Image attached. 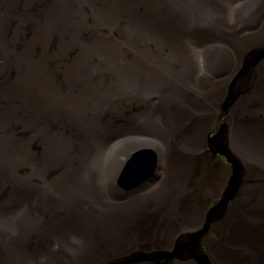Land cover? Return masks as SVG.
I'll list each match as a JSON object with an SVG mask.
<instances>
[{
  "label": "bare ground",
  "instance_id": "obj_1",
  "mask_svg": "<svg viewBox=\"0 0 264 264\" xmlns=\"http://www.w3.org/2000/svg\"><path fill=\"white\" fill-rule=\"evenodd\" d=\"M36 1L0 0V55L7 46L10 50L21 48L14 45L15 39H6L7 34L32 37L35 30L30 33L26 27L28 15L40 13L30 10ZM109 1L113 5L103 11L101 4L109 5ZM253 3L55 0L38 23L37 29H41L33 37L37 43L23 47L20 55L0 56V69L6 75L15 74L6 79L0 76V102L11 108L14 117V122L4 124L20 129L32 124L30 118L35 119L40 140L20 144L12 136L0 141V182L28 163L34 166L28 179L44 184L43 193L32 194L37 205L26 209L20 205L18 216L13 215L16 207L10 201L4 202L9 209L0 210V245L11 257L9 264L26 263L30 243L48 247L44 239L50 227L65 224L63 217H58L61 204L66 209L80 204L91 185L97 184L103 196L117 189L127 194L136 190H126V183L119 185L122 175H135L136 166L142 173L151 168L155 171L134 191L140 195L124 206L125 212L111 211L110 217L90 212V223L99 231L96 244L113 248L103 261L110 263V258L137 250L138 243L137 251L144 260L140 264H264V125L256 117L250 120L254 110L264 115V46L249 51L246 47L242 54L254 58L239 57V63L244 60L245 64L238 70L229 67L243 47L237 54L226 49L232 41L234 15L248 14ZM84 8H90V17L77 12ZM257 16L261 19L264 13ZM218 22L229 28L222 41L211 36V45L202 44L196 37L198 26L212 30ZM135 25L136 33L130 30ZM252 27L253 23L248 26ZM145 32L149 36L145 37ZM56 35L61 45L52 53L50 44ZM248 35L246 31L242 37ZM37 44L42 51L36 50ZM55 61L64 63L63 72H51ZM148 83L154 84L153 92L164 93L165 101L161 99L156 107L163 112L157 121L160 125L147 131L137 116L128 122L133 121V136L138 133L134 138L123 124L129 125L124 121L137 104L148 109L153 106L144 101L151 94L145 89ZM194 84L197 89L190 94ZM200 104L205 107L191 109ZM19 112L26 114L27 122L17 120ZM148 119H154L150 112L146 122ZM5 130L2 126L0 137L6 139ZM11 142H16V149ZM17 164L19 170L10 169ZM237 171L242 176L239 179ZM10 179L6 181H14ZM254 185L258 187L251 189ZM49 189L56 198L47 204ZM242 190L245 196L240 202ZM103 205L110 207L111 203L103 201ZM132 212L131 224L132 218L124 217ZM135 223L138 235L129 228ZM154 225L157 231L151 236L144 228ZM59 229L69 243L68 250L75 252L85 249L79 242L88 243L93 237L89 227L77 229L71 238L65 228ZM182 230L184 235L177 237ZM204 230L199 248L206 258L200 262L196 241L190 242ZM230 252L241 253L239 263L232 261L235 256ZM144 253L159 258L144 257ZM17 257L24 259L23 263L14 261ZM47 258L43 253L40 264H47Z\"/></svg>",
  "mask_w": 264,
  "mask_h": 264
},
{
  "label": "rangeland",
  "instance_id": "obj_2",
  "mask_svg": "<svg viewBox=\"0 0 264 264\" xmlns=\"http://www.w3.org/2000/svg\"><path fill=\"white\" fill-rule=\"evenodd\" d=\"M55 0H38L34 3V5L30 8V10H38L40 13L38 15H36L35 17L28 15V24L26 29L32 33L34 30L35 32L32 33V37L31 35H27L22 36V35H9L7 34L5 37L6 39H15L14 45L15 46H20L21 48L19 50H10V47L7 46L6 48H3V53L0 55L2 58H10L13 56H17L20 55L21 53H23L24 49L23 47H27V46H31L34 42L37 43L38 39H35L33 37H35L37 35V32L41 29L38 28L37 26L39 25L38 23H40L43 19V16L45 17V14H43L44 11H49V5L53 4ZM250 1H254V3L252 4V10L246 14V15H240L239 12H237L234 15V19L235 23L234 25H232V41L231 43L226 47L227 50L229 51H233L237 54L238 50L241 49L242 50L238 52L237 56L232 59L233 63L229 68H237V70L241 67H243V64H245V61L241 60V62L239 63V57L244 55V58L248 59H252L254 57H248L247 55L249 53H243V51L245 50V48L247 47V50H251L253 48L256 47H260L264 46V17L259 19L257 15L264 13V0H250ZM114 2L109 1V5L108 4H101V9L103 11H105L110 5H113ZM156 6V3L153 4L150 8L149 14L146 17V20L150 21L152 16H153V11H151L152 7L154 8ZM90 8H84L81 9L80 11H77L79 14H83L86 15L88 17L91 16V12L89 11ZM121 12L119 7L117 8V17H120ZM173 14L169 13L164 15V17H171ZM253 23V29H249L248 26H250ZM218 25L215 26L216 29H212V30H206L205 28L198 26L197 30H198V34H196L197 39L204 45H211V42H208L209 39H211L210 37H216L215 39L219 42L222 41L223 39V35H226V33L229 31L228 25H226L225 23H217ZM36 27V29H35ZM142 25H140V30L142 29ZM136 25L132 26L130 28L131 31L136 33ZM247 29V30H246ZM247 34H249L246 37H242L246 31ZM12 32V31H11ZM36 33V34H35ZM261 34V36H260ZM145 37L149 36L147 35V32H145ZM253 35L256 39H253ZM10 43V41L8 42ZM121 43V42H120ZM249 43H252L251 45L247 46ZM54 47H50V50L52 53H56V51H58V47L59 45H61V38L60 36L56 35L55 38L52 40L51 44ZM38 46V44H37ZM234 46V47H233ZM157 47V46H156ZM36 50H43V47H37ZM259 50V49H258ZM170 56V55H169ZM63 58V57H62ZM144 61L146 62V59L143 58ZM231 60V59H230ZM27 61V65L29 66V57L26 58ZM60 61H55L52 62L50 67H51V72H53V70L56 71V73H61L64 71L65 69V65L63 62ZM237 63V65H234V63ZM228 64L223 65V69L227 68ZM22 72H24V68L22 70ZM0 76H3L5 79L6 78H11V77H15V74L12 73L10 75H6L1 69H0ZM153 83L152 84H147L146 86V90H148V92H150L151 94L149 96H147V98H144V101H146L147 103H149L148 105L151 106V104L153 103V106H151L149 109L144 107L143 104H137L136 107L130 109V114H128L130 117L128 119H126L124 122H129L131 121L133 118L135 117H140V122L143 124V127L145 130L149 131V130H154L157 129L160 125V123H158V119H161L159 117V115L161 113H163L162 111L159 112L157 111L158 109H156V107H159V102H163L165 101L163 99L164 93H159V92H153L152 87H153ZM3 87L0 86V91ZM191 88L192 91L190 94H192L197 88H196V84H194ZM152 90V91H151ZM153 92V93H152ZM1 95V93H0ZM186 96V95H184ZM157 97L160 99L159 101H157ZM161 99L163 101H161ZM15 101V100H14ZM181 100H179L180 102ZM178 102V103H179ZM203 107H205L203 104H200L198 108H191L194 110H198V109H202ZM207 108V107H206ZM178 111H180V108H177ZM20 111V110H19ZM175 111V110H174ZM147 112H150L152 114V116L154 117V119H147ZM158 112V113H157ZM190 112V111H189ZM20 114H17L15 116H18L17 120L18 121H24L27 122L26 119V114L19 112ZM196 114V112H195ZM208 115V114H207ZM260 121L259 124L264 125V115L263 112L260 113V111L258 110H254L250 120H254L256 118ZM157 118V120L155 119ZM14 117H12V110L11 108L8 109L7 105L4 103V101L2 100L0 102V124L4 126V122L7 120H10L9 122H11V120H13ZM31 120V125H27L26 128H18L14 125V128L11 129L10 126H8L7 130H5V136H7V138H1L0 141L5 142V141H9V139L12 138V136H15L16 140L18 143L20 144H26L28 142H40V140L37 138V128L34 127L33 124L35 119L32 120V118H30ZM111 121H113L114 119L111 118ZM196 119H193V122ZM62 121V120H61ZM84 121H86L84 119ZM14 122V120H13ZM133 124V121L131 122ZM129 125L127 126L126 124H123V129H128L130 131V135L134 138H136V136L138 135V133L133 136V130L134 128L131 127L132 124L128 123ZM131 125V126H130ZM106 125H101V127H104ZM64 129V128H63ZM136 130V129H135ZM121 130L116 131L115 133L120 132ZM2 136V135H1ZM4 137V135L2 136ZM8 139V140H7ZM13 143V142H11ZM17 144L15 142V144L13 143L12 148L16 149ZM126 157V156H123ZM122 157V158H123ZM223 165L230 167L228 164L222 162ZM231 168V167H230ZM12 170H19L17 168H10ZM29 170L30 169H23L21 171L18 172H13V175H9L11 176V179H14V181L10 182V181H6L9 179V176H6V178H2L3 180L0 182V210H4V208H7V205H4V202L6 201H10L12 204V207H16L15 211L13 213V215L18 216V214L20 213V211L18 210L19 206L21 205L22 208H31L32 204L33 205H37V203L39 202L37 200V198H35L34 196L32 197V194L35 192H44V184H41V182L39 181H35V180H29L28 176H29ZM264 171V170H263ZM10 179V180H11ZM99 186L96 184L91 185L90 188H87L86 191H84V193H86V196L84 194L83 198H82V202L80 204H76L72 209H66L62 206L59 210L61 213L60 216L58 217H63L64 219V223L65 224H61L59 227H50V232H48L46 234V239L45 243L46 246L48 247H42V246H34L31 243L29 244V251H30V256H33L32 258L27 257L25 260L27 261L24 264H40L41 262H43L44 260H42V254L46 253V255H48L47 264H52L54 262L57 261V263L59 264H110L111 262H114L115 260H117L118 257L115 258H110L111 261L109 263V261H103L105 258L104 256L111 254L112 251V247L108 244H96L98 243L96 241V237L98 236L99 231L96 230V228L90 223V212H99L101 213L102 216H106V217H110V212L112 211L113 214L115 213H123L125 212L124 206L130 204L136 197H138L140 194L136 195L135 194H127L124 191H121L119 189H117V191L115 193H113L110 196H103L102 192L100 191V189L98 188ZM258 185H254L251 187V189L253 188H257ZM250 189V188H249ZM250 189V190H251ZM252 191V190H251ZM47 204H49L52 200H54L56 198V195L50 191L47 190ZM83 193V192H82ZM240 196H239V201L241 202L245 196V191H240ZM263 195V194H262ZM13 196V198H12ZM111 196H119L117 198H111ZM37 197H39V194H37ZM248 197V195H246V198ZM12 198V199H11ZM103 201H109L111 203L110 207L104 206L103 205ZM145 201H149V200H145ZM88 203V204H87ZM13 204H18V207L13 205ZM39 205V204H38ZM115 212V213H114ZM133 215V216H132ZM134 215L135 212L130 213L129 217H124V218H132L130 220V222L132 220H134ZM138 215V212H137ZM61 220V219H60ZM73 220V224H70V221ZM62 221V220H61ZM205 222V221H204ZM203 222V223H204ZM132 224V222H131ZM133 227H129V228H133L134 231H137V235H138V227L139 225L137 223H135V225H132ZM165 227H167L166 225H164ZM65 228L63 231L68 234L69 238H71V236L73 235V233L76 232L77 229L79 228H87L89 227L90 232L92 233L93 237L90 238V241L88 243H84V242H79L82 243V246L85 247L84 250L75 252V251H71L68 250L69 249V243L66 241L64 234L59 231V228ZM101 228V226H100ZM99 228V229H100ZM140 228H142V231H145L147 233H150L151 236H153L154 231L156 230L155 225L151 226L149 229L144 228L142 226H140ZM198 228L193 229V231L197 230ZM133 231V232H134ZM56 232H59V236L56 235ZM145 232L146 236H149V234H147ZM184 230L180 231L177 234L178 236H182L184 235ZM62 235V237H61ZM76 235V234H75ZM14 239V238H12ZM152 242H156L155 240L152 239ZM129 242L126 243L129 244ZM154 246V244H153ZM50 247V248H49ZM60 247H64L63 250H60ZM135 247L137 248V250L140 248L139 244L136 243ZM156 247V246H154ZM237 248V247H236ZM153 250H155L152 247ZM136 250V249H135ZM43 252V253H42ZM131 252V251H130ZM231 254H233L232 252H230ZM127 254V253H126ZM54 256V257H53ZM234 260H232L234 263H239L238 261L241 259L242 255L241 253H239V255H234ZM80 258V260L78 259ZM11 257L9 256L8 252L4 250L3 246L0 245V264H9V262H11ZM17 263H23V260H20L18 257L16 258Z\"/></svg>",
  "mask_w": 264,
  "mask_h": 264
},
{
  "label": "water",
  "instance_id": "obj_3",
  "mask_svg": "<svg viewBox=\"0 0 264 264\" xmlns=\"http://www.w3.org/2000/svg\"><path fill=\"white\" fill-rule=\"evenodd\" d=\"M253 62V61H252ZM251 62V63H252ZM7 121V120H6ZM5 121V122H6ZM2 126L3 125H1L0 124V130H1V128H2ZM4 126H5V128H6V130H7V128H8V125H6V124H4ZM5 135V134H4ZM142 153H143V151H142ZM148 159H150L149 157H147ZM11 168H17V169H19V166H18V164L17 165H15L14 167H11ZM34 168V166H30L28 163H24L22 166H21V168H20V171L21 170H23V169H33ZM129 168H131V166L129 165L128 166V168H127V173H128V170H129ZM154 171L155 170H152V168L150 169V170H148L147 172H144V173H142V172H140L139 171V169H138V167L136 166L135 167V175L134 176H128V174H124V175H122L121 177H122V181L121 182H119V185H121L122 183H126L127 184V187L125 188L126 190H134V189H136V190H138L139 188L141 189L142 188V185L146 182V181H148V180H150L151 179V175H152V173H154ZM238 172V171H237ZM242 176H241V174H240V172H238V178L237 179H239V178H241ZM136 190H134V191H136ZM130 192V193H128V194H135V193H137V192ZM236 191H237V189L236 190H234L233 191V193H234V195L236 194ZM79 193H82V192H79ZM226 200V202H227V200H228V197L225 199ZM209 225H207V227H208ZM206 232V230H204V231H201V232H199V233H197V234H195L191 239H192V242H190V244L192 245L193 244V241L195 242V245H196V251H195V254L199 257V261L201 262L202 261V259L204 260L206 257H205V255L204 254H202L201 253V249L199 248V239L203 236V234ZM199 251H200V253H199ZM153 255H155V254H153ZM144 257H151V258H159V256H152V254H150V255H148V254H146V253H144ZM198 261V260H197ZM115 262V264H140V263H142V262H144V260H143V258L141 257V253L139 252V251H137V250H134V251H131V252H127V254L126 253H124L123 255H121L117 260H115L114 261Z\"/></svg>",
  "mask_w": 264,
  "mask_h": 264
}]
</instances>
